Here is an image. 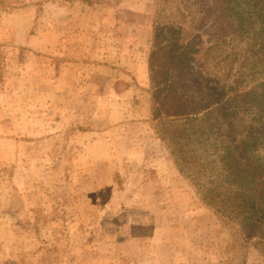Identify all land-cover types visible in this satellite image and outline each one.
Masks as SVG:
<instances>
[{
	"label": "rangeland",
	"instance_id": "374dc122",
	"mask_svg": "<svg viewBox=\"0 0 264 264\" xmlns=\"http://www.w3.org/2000/svg\"><path fill=\"white\" fill-rule=\"evenodd\" d=\"M159 6L0 0V264H264L161 141Z\"/></svg>",
	"mask_w": 264,
	"mask_h": 264
},
{
	"label": "trees",
	"instance_id": "16d2710c",
	"mask_svg": "<svg viewBox=\"0 0 264 264\" xmlns=\"http://www.w3.org/2000/svg\"><path fill=\"white\" fill-rule=\"evenodd\" d=\"M159 1L148 63L161 141L264 246V0Z\"/></svg>",
	"mask_w": 264,
	"mask_h": 264
}]
</instances>
